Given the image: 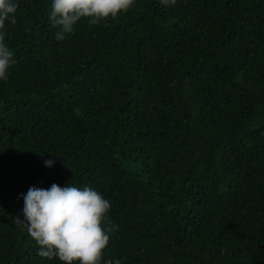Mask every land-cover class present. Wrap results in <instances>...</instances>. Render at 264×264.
I'll return each mask as SVG.
<instances>
[{
	"label": "trees",
	"instance_id": "16d2710c",
	"mask_svg": "<svg viewBox=\"0 0 264 264\" xmlns=\"http://www.w3.org/2000/svg\"><path fill=\"white\" fill-rule=\"evenodd\" d=\"M0 80V264H62L22 226L31 186L111 203L104 259L264 264V0H135L57 41L16 0ZM51 159L53 166L46 167Z\"/></svg>",
	"mask_w": 264,
	"mask_h": 264
},
{
	"label": "clouds",
	"instance_id": "9594fccd",
	"mask_svg": "<svg viewBox=\"0 0 264 264\" xmlns=\"http://www.w3.org/2000/svg\"><path fill=\"white\" fill-rule=\"evenodd\" d=\"M177 0H161L165 6L175 5ZM135 0H52L49 22L58 28L57 41L67 34H74L77 22L87 18L90 25L116 18L127 12ZM16 0H0V80L8 79V72L17 61L14 52L5 43L6 21L16 23ZM54 161H45L46 167ZM24 200L23 219L19 215L13 222L22 226L38 245V255L58 258L62 264H121L119 259H104L111 234L118 225L108 219L111 203L92 187L83 188L68 183L50 188L31 186ZM2 210V209H0Z\"/></svg>",
	"mask_w": 264,
	"mask_h": 264
}]
</instances>
